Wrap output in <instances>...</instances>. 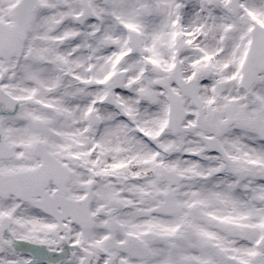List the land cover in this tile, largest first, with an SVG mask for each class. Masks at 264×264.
<instances>
[{"label": "snow or ice", "instance_id": "snow-or-ice-1", "mask_svg": "<svg viewBox=\"0 0 264 264\" xmlns=\"http://www.w3.org/2000/svg\"><path fill=\"white\" fill-rule=\"evenodd\" d=\"M0 264H264V0H0Z\"/></svg>", "mask_w": 264, "mask_h": 264}]
</instances>
